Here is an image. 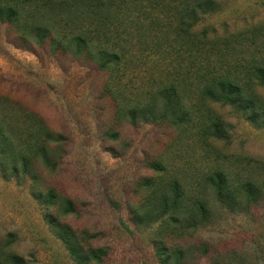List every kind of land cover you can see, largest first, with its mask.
<instances>
[{
    "label": "rangeland",
    "instance_id": "rangeland-1",
    "mask_svg": "<svg viewBox=\"0 0 264 264\" xmlns=\"http://www.w3.org/2000/svg\"><path fill=\"white\" fill-rule=\"evenodd\" d=\"M194 30L229 41L220 47L236 74L248 61L264 65V0H215ZM126 72L120 88L129 98L141 92V82ZM106 77L89 62L34 53L0 25V118L9 125L8 138L0 136V149L9 153L0 151V251L32 264H78L49 221L55 219L85 248L101 249L102 264H264V128L235 104L210 101L204 107L220 115L226 139L200 137L190 122L133 125L114 114L103 92ZM132 82L135 88L126 87ZM257 91L264 98V89ZM27 112L34 115L26 122ZM39 121L62 139L48 138L42 152L34 148L38 155L23 169L14 147L35 139L17 129ZM153 160L161 168L151 169ZM216 170L235 193L231 207L206 182ZM249 179L261 186L251 202L243 191ZM175 183L182 208L197 200L211 216L170 219L173 209L159 207V192L170 193Z\"/></svg>",
    "mask_w": 264,
    "mask_h": 264
},
{
    "label": "trees",
    "instance_id": "trees-1",
    "mask_svg": "<svg viewBox=\"0 0 264 264\" xmlns=\"http://www.w3.org/2000/svg\"><path fill=\"white\" fill-rule=\"evenodd\" d=\"M214 3L215 0H0V25L6 27L10 37L26 41L34 53L68 55L107 73L103 91L106 99L114 105V114L127 117L131 124L139 119L166 125L190 122L197 126L200 137L226 139L220 115L204 107L205 102L235 104L245 120L264 128V98L257 91L258 86L264 89V65L248 61L242 66L244 74H236L238 67L223 60L220 47L229 41L206 39L204 33L194 30ZM144 63L147 68L141 73ZM125 71L141 82V92H133L129 98L122 90L125 88H120ZM133 83L126 87L135 88ZM29 115L34 114L27 112L26 122ZM35 125L33 128L27 123V127L17 129L35 139V143L21 140L14 147V158L21 160L23 169L28 167V160L38 155L34 148L42 152L48 138L62 139L53 136L42 121ZM8 127L0 118V136L4 139L8 138ZM31 127L33 133L29 132ZM106 135L115 138L117 133L106 131ZM0 151L6 158L9 156L8 150ZM43 160L55 164L49 156L43 155ZM149 167L161 168L154 160ZM205 179L215 198L231 207L235 193L227 176L216 170ZM259 187L250 179L243 183L247 202L256 200ZM170 190L159 192V207L163 211L173 209L170 219H179V214L183 219L211 216L206 205L197 200L194 206L182 208L178 184ZM49 221L60 227V237L78 264H90L92 260L103 263L101 249L85 248L83 239L67 230V224ZM159 249L163 254L164 248ZM0 264L32 263L21 255L0 251Z\"/></svg>",
    "mask_w": 264,
    "mask_h": 264
}]
</instances>
